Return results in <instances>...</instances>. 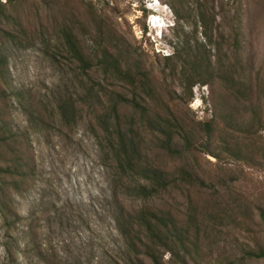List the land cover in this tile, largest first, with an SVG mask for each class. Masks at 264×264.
Listing matches in <instances>:
<instances>
[{
	"label": "rangeland",
	"instance_id": "1",
	"mask_svg": "<svg viewBox=\"0 0 264 264\" xmlns=\"http://www.w3.org/2000/svg\"><path fill=\"white\" fill-rule=\"evenodd\" d=\"M169 1L188 10L203 0H0V11L13 19L0 16L1 118L27 146L33 166L25 191L11 189L0 199V264H125L117 218L122 206L139 202L115 191L116 177L92 122L82 118L67 126L58 115L59 105L83 95L87 86L62 55L53 56L61 29L81 39H105L104 31L124 40L127 62L121 63L146 73L157 109L181 117L193 132L192 156L161 159L171 171L183 163L207 176L204 189L182 188L162 200L181 219L190 205L200 221L190 230L195 251L188 264H264L246 256L264 249V0H214L216 9L222 4L241 11L238 71L248 85L246 97L216 77L219 56L234 60L217 47V35L208 44L195 16L180 21L181 29L164 26L175 22ZM175 35L205 44L215 68L208 84L193 85L192 96L178 73L182 67L174 74L175 63L166 59L174 52ZM101 83L128 98L135 95L118 79ZM137 92L149 99L144 90ZM181 256L178 250L162 251V262L180 264ZM144 263L152 264L147 258Z\"/></svg>",
	"mask_w": 264,
	"mask_h": 264
},
{
	"label": "trees",
	"instance_id": "2",
	"mask_svg": "<svg viewBox=\"0 0 264 264\" xmlns=\"http://www.w3.org/2000/svg\"><path fill=\"white\" fill-rule=\"evenodd\" d=\"M9 1L12 4L15 2ZM168 3L175 14V22L170 27L195 16L207 43H213L212 37L217 35V47L225 48V53L234 59L230 62L219 56L216 72L210 64L205 44L198 42L195 37L192 43L175 35L176 39L171 42L174 52L166 59L175 63L170 66L173 73L177 66L182 67L178 73L189 83L191 96V89L196 82L208 84L213 78L211 71L225 83L228 90L237 95L249 96L248 85L238 71L240 8L236 7L232 12L220 4L219 9H216L214 0L197 2L194 7L188 6V10L175 5L173 1ZM1 15L10 17L3 11H0ZM101 32L103 36L107 34V39L99 40L97 35L92 39H81L69 29H61V34L56 37L53 56L58 52L72 66L75 79L81 83L85 79L87 81L84 94L59 105L58 115L67 126L82 118L92 122L100 151L116 177L115 191L118 196L131 200V203L139 202L130 209L122 206L117 218V228L125 243V264H145V258L152 264H163L162 251L175 250L182 254L180 264H188L187 258L195 251V235L192 236L190 230L191 227H198L200 221L190 205L185 218L181 219L163 205L162 200L164 195L181 191L182 188L186 191L204 189L207 187V176L202 177L195 168L183 163L171 171L161 159L166 156H192L190 147L193 132L186 129L181 117L179 119L174 113L157 109L159 99L154 97L155 91L146 73L121 63L127 62L126 42L109 38V32ZM5 34L10 33L6 31ZM89 40L94 45H89ZM94 75L104 81L118 79L125 82L135 95L128 98L105 88ZM139 89L147 92L149 99L138 95ZM252 112L257 111L253 108ZM4 114V109H0V199L8 196L11 189L22 194L25 181L33 175L27 146L1 118ZM244 122L240 119L239 124ZM204 129L209 131L211 124L205 122ZM154 153L156 156L153 158ZM246 256L264 260V249L260 247L248 251Z\"/></svg>",
	"mask_w": 264,
	"mask_h": 264
},
{
	"label": "clouds",
	"instance_id": "3",
	"mask_svg": "<svg viewBox=\"0 0 264 264\" xmlns=\"http://www.w3.org/2000/svg\"><path fill=\"white\" fill-rule=\"evenodd\" d=\"M173 23H167V24H165L164 26L165 27H169V26H171Z\"/></svg>",
	"mask_w": 264,
	"mask_h": 264
}]
</instances>
